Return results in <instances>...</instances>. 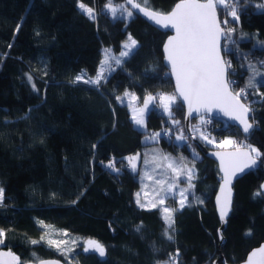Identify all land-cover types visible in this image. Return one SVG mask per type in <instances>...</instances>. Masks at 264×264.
I'll use <instances>...</instances> for the list:
<instances>
[{"label": "trees", "instance_id": "trees-1", "mask_svg": "<svg viewBox=\"0 0 264 264\" xmlns=\"http://www.w3.org/2000/svg\"><path fill=\"white\" fill-rule=\"evenodd\" d=\"M112 1L125 4V0ZM177 1L149 0L148 6L167 12ZM78 2L0 0L3 246L23 262L58 258L69 264L71 257L73 264H160L177 249L179 264H212L220 256L223 261L218 264L241 262L264 241V194L254 195L264 183V168L235 182L233 205L223 230L225 242L220 244L213 205L218 187L216 163L199 150L200 156L194 159L187 143L196 146L190 139L178 146L160 136L162 146L195 160L193 193L203 200L201 208L189 206L174 213L175 239L167 240L161 212L136 205L139 181L126 158L141 149L144 138L154 132L176 128L184 133V108L173 106L171 118L153 109L146 117V134L134 127L127 105L115 96L126 90L140 98L147 93L173 94L162 53L168 33L138 15L129 21L111 17L105 10L108 0H82L95 9L96 19L92 20L78 8ZM261 2L264 0H240V20L232 23L235 32L231 37L236 43H230L229 57L241 88L250 75L244 66H260L264 61V9L254 7ZM217 10L221 14L219 7ZM129 34L138 46L123 64H113L114 71L106 73L107 83L97 89L72 82L81 71L95 77L104 50L111 49L117 56ZM29 74L39 92L32 90ZM247 91L254 108V129L247 136L236 129L221 133L246 138L264 153V98L253 89ZM259 92L264 93V85ZM171 119L179 120L180 125H173ZM113 158L119 173L107 167ZM39 221L55 232L44 229ZM137 226H141L139 232ZM61 232L72 241H99L106 248V259L100 262L94 255H84L82 243L73 246L72 256L44 242L30 243Z\"/></svg>", "mask_w": 264, "mask_h": 264}, {"label": "snow or ice", "instance_id": "snow-or-ice-1", "mask_svg": "<svg viewBox=\"0 0 264 264\" xmlns=\"http://www.w3.org/2000/svg\"><path fill=\"white\" fill-rule=\"evenodd\" d=\"M240 0H179L175 4L174 8L168 12L163 13L155 11L148 6L149 0H142V3H137L136 0H126L125 4L113 5L111 0L105 5V9L113 18L117 15L123 17L127 16L131 18L134 14L133 10H136L153 22L155 25L164 29H174L175 35L169 36L167 43L164 45V50L167 54L166 59L170 64L171 73L175 76L176 92L174 94H159V96H153L152 94L146 95L143 100L142 107H135L132 105V101L139 99L135 94L124 92L123 96L117 95L115 99L120 103H124V98H129L128 106L132 109L133 122L141 127L146 128V114L153 109L159 108L167 114L169 118L172 117L173 106L187 105L188 115L191 116L194 112L199 114V120L201 125H207L211 123L210 119H207L208 115L215 109H219L223 114L230 118L231 121L236 122L237 126L241 128L242 132L249 134L253 129V124L249 122L248 116L254 110L249 104L242 102V97L247 98L248 89H253L256 94L261 98H264V93L259 92V87L264 85V72H261L257 67L251 63L244 66L250 71L245 87L240 88L239 91L233 92L231 85L234 81L228 79L229 70L232 68L231 61H226L221 54V38H227L230 43L235 44L232 40L231 34L235 32L232 27H222L221 24L227 26L229 20L226 18L221 21L218 18V7L221 8L226 17H231L233 22H239L240 11L237 5ZM78 8L87 15L90 19H96L95 9L87 6L80 0L78 2ZM258 9H264V4L254 5ZM131 9V10H130ZM245 14H247L245 12ZM19 31V26L17 27ZM245 39V36L241 35V40ZM138 42L132 38L131 34L128 35V40L123 44V49L118 56L114 55L111 49L104 50L103 60L100 62V67L95 77H88L86 71H81L73 83L83 82L84 84L91 85L97 89L100 88L102 83H107L108 75L114 71L113 64L120 66L124 63L125 57L129 56L132 51L137 48ZM11 47V45H9ZM227 48V44L224 45ZM231 51V49H229ZM246 58V57H245ZM260 67L264 68V61L260 62ZM234 71V70H233ZM46 74V73H45ZM87 77V78H86ZM260 78L258 81L257 78ZM28 81L31 83L33 91L39 92L36 84L33 82L32 76H27ZM180 104H177V101ZM150 105L152 106L150 108ZM173 125H180L179 120L171 119ZM199 131L197 126H193V135ZM164 135H170L169 130L165 129ZM162 135L161 132H154L151 136L146 137L147 140H156ZM199 137L208 145H215L218 148H233L234 151H217L213 153L219 158L220 168L223 172V185L221 186V192L228 189L229 195L226 196L223 202L220 204V219L223 223H226V217L231 208V189L229 185L232 179L237 174H243L247 170L251 173L255 169L264 168V153L259 148L251 144H244L232 139L226 138L219 143L214 138L209 139V136L205 135L203 131H199ZM176 141L187 142L188 137L183 134V129L179 130V133L175 136ZM137 156H129L126 159L129 165L134 170L136 168L135 161ZM194 159L198 158L197 154L193 150ZM163 160L168 161L167 168L176 173L178 177L181 174L187 176L189 181L188 188L179 189V207L170 208L163 207V219L166 222V229L164 236L169 241H174L175 231V219L174 213L182 210L186 206L187 195L190 194V189L194 188L191 180L195 174V165L193 162L192 167H188L186 164L176 165L174 158L170 156H163ZM183 160V158H181ZM159 167V165H157ZM107 167L114 172L119 173L120 169L115 167V158L109 161ZM158 184L163 185L164 181H157ZM175 183H168L166 187H161L157 195H161V198L148 204L141 203L139 197L140 193H137L136 203L140 208L151 207L157 208L158 205H164L165 199L168 196L174 195ZM264 194V184L260 186L254 195L261 196ZM4 189L0 187V206L4 203ZM219 201V197L217 198ZM203 203L202 200L198 201ZM191 206V205H188ZM44 229H48L51 232H55L51 225L44 224L43 221L38 222ZM137 232L141 230V226H137ZM171 230V232L169 231ZM61 235L66 233L61 232ZM219 234V233H218ZM219 238L223 240L222 234H219ZM5 230L0 229V245L4 244ZM44 242L49 247H54L57 250L63 251L65 254L71 251L69 248H62V245H66L65 240H55L52 238H46L41 236L40 240H31L30 243L38 244ZM83 251H93L98 253L99 256L104 257L106 255L105 246L97 240L88 239L86 241V247ZM7 257L3 260V264H27V262L20 261L12 252H0V258ZM179 249L176 250L174 255L169 256V260L165 264H179ZM38 264H59L58 261H46L39 260ZM247 264H264V246L254 250L248 257Z\"/></svg>", "mask_w": 264, "mask_h": 264}, {"label": "rangeland", "instance_id": "rangeland-1", "mask_svg": "<svg viewBox=\"0 0 264 264\" xmlns=\"http://www.w3.org/2000/svg\"><path fill=\"white\" fill-rule=\"evenodd\" d=\"M111 2H112L113 5H122V4H124V3L114 2L112 0H111ZM140 3H142V0H140ZM261 4H262V2H261ZM87 6H89V5H87ZM89 7H91V6H89ZM261 10H263V9H261ZM109 15H110V13H109ZM133 16H134V14H133ZM116 18L124 19L125 21H129L131 19V18L127 17V16L121 17V16H119V14L117 15ZM122 50H124L123 49V45H122ZM253 65H255V64H253ZM255 66L257 67V69L259 71L264 72V68H261L260 66H257V65H255ZM248 78L249 77H247V81H248ZM257 80L259 81L260 78L258 77ZM123 94H121L120 96H123ZM148 94L149 93L145 94L142 98H140L137 95H135L139 99H137L135 101H132L131 102L132 105L137 107V108L142 107L143 106V100L146 97V95H148ZM161 94H172V93L163 92ZM128 103H129V98L125 97L123 104L127 105L129 113H130V118L132 120V109H131V107L128 106ZM151 107L152 106L150 105V108ZM147 114H146V117H147ZM250 116H251V120L253 121V116L252 115H250ZM132 122H133V120H132ZM133 125L138 130H140L142 132H146V134L148 133V128L147 127L146 128H141V127L137 126L134 122H133ZM175 130L177 131L176 128H175ZM188 136L192 137L193 136L192 132ZM212 138H214L215 141L217 143H219L220 141H222V140H224L226 138L234 139V136L227 134L222 139L218 140L213 135H210L209 139H212ZM159 140H160L159 138H157L156 140H147V139L144 138V141H143L144 146L141 149L137 150L135 153L130 154L129 156H137V154H139L137 160L135 161L136 168L134 170L131 168L132 172L136 176V179L139 181V188L134 193V195H135L134 196V201H136V199H137L136 194L140 193L139 199H140L141 203L148 204L149 201L156 202V201H158L161 198V195H163V193H161L160 195H157V193L160 191L161 187H166L168 183H173V182L175 183L176 187L174 189V195L173 196H168L165 199L164 205H162V206L158 205L157 208H151L150 206L149 207H145V208H140L139 205H137V203H136V205L140 209H143V210H155V209H157V210H159L161 212V214L163 216V207H170V208H178L179 207V203H178L179 200H180L179 189L188 188V184H189V181H188L186 175L181 174V175H179L177 177L176 173L172 172L171 169L167 168L168 161L163 160V156L167 155V156H170V157L174 158L176 165L186 164L188 167H192L193 162L195 160L192 159L191 157H189L190 155L188 156V154H186V153H181V151H177V152H179V154H178V153H175L172 150H170L168 147L162 146ZM176 142H177L178 146H182L183 143H184L182 141H176ZM201 142L205 146H208V147H212V148H216V149H227V148H218L215 145H208L207 142L203 141L202 139H201ZM187 146H188V150L191 152L192 155H193V150H194V152L197 154V156H200V153H198V149L197 148L195 149L191 143H187ZM229 148H231V147H229ZM181 158H183V160H181ZM157 165H159V167ZM195 179H196V168H195L194 177L191 180V183L193 185H194ZM158 180L159 181H164L165 183L163 185L158 184L157 183ZM193 192H194V189H190V194L191 193L192 194H191V196H190V194L187 195V202H186V206L184 208L189 207L188 205H191V206H193L195 208H201L203 206V203H199L198 202L199 200H202V199L198 195L194 194ZM169 231L171 232V230H169ZM174 233H175V231H174ZM50 238L55 239V240H65V241H67V244L66 245H62L61 247L62 248L66 247V248L71 249V251L67 253L68 256H70V255L72 256V254H74V252H73V246L74 245L79 246L82 243L83 247H81V249L86 247V242L72 241L66 235H61V234L60 235H51ZM2 246L3 245H0V247H2ZM57 251H59L61 253L63 252V251H60V250H57ZM37 259H35V261H37ZM67 260H68L69 264H73V261H72L71 257H70V259H67ZM165 262H162L160 264H165Z\"/></svg>", "mask_w": 264, "mask_h": 264}, {"label": "water", "instance_id": "water-1", "mask_svg": "<svg viewBox=\"0 0 264 264\" xmlns=\"http://www.w3.org/2000/svg\"><path fill=\"white\" fill-rule=\"evenodd\" d=\"M125 2H126V0H125ZM136 2H137V1H136ZM178 2H179V1H177L175 4H177ZM137 3H138V2H137ZM175 4L172 6V8H171L169 11H167V12H163V13H168V12H170V11L174 8ZM151 9H152V8H151ZM130 10H131V9H130ZM133 11H134V14H135V15H138V16H140L141 18H143V19H144L146 22H148L151 26L155 27L156 29H158V30H160V31H162V32H167V33H168V35H167V37H166V39L164 40V43H163V45H162L163 64H164L165 68L167 69V71H168L169 74H170V78H171V81H172V84H173V87H174V93H175V92H176V87H175V76L171 73L170 64H169V62H168L167 59H166L167 54H166V52H165V50H164V45L167 43V41H168V37H169V36H173V35H175V31H174V29H170V28H169V29H164V28H162V27H159V26L155 25L153 22H151L150 20H148V19L143 15V13H140V12H138V11H136V10H133ZM217 12H218V10H217ZM218 18H219V14H218ZM219 19H220V18H219ZM223 40H224V37L221 38V42H220L221 45H222V41H223ZM221 54H222V56H223L222 51H221ZM223 58H224V57H223ZM178 101H179V98H178ZM179 102H180V101H179ZM242 102H243V101H242ZM183 108H184V130H185V132H186L188 135H190V134H191V122H192L193 119L199 117V114L194 112L191 116H189V115H188V111H187V105H186V104H183ZM209 115L214 116V117H216V118H218V119H222V120L227 121L231 126L236 127V128L241 132L242 135H244V136L249 135V134H245V133H243L242 130H241V128L237 126V123L231 121L230 118L227 117V116H225V115L223 114V112L220 111L219 109H215V110H213V112H211ZM250 115H251V113L249 114L248 119H249V122L252 123L251 120H250ZM252 124H253V123H252ZM253 129H254V126H253ZM253 129H252V130H253ZM252 130H250V132H251ZM190 140H191V142H192L193 144H195V146H196V148L199 150V152H201L204 156L208 157L209 159L213 160V161L216 163V165H217V169H218V187H217L216 192H215V194H214L213 205H214L215 212H216V215H217V218H218V221H219V228H218V230H217L218 240H219L220 244H223V243L225 242V239H224V236H223V230H224V228L226 227L227 222H226V223H223V222L221 221V219H220V214H219V210H220V204L223 202L224 198H225L226 196L229 195V193H228V189H227V188H225V191H224V192H221V186H222L223 183H224V182H223V179H222V177H223V172H222V170H221V168H220V161H219V158L216 157L215 155H213V153H215V152H217V151H220V152H224V151H234V149H233V148H227V149H216V148L208 147V146H205L204 144H202V142H200L197 138H195V137H193V136L190 137ZM255 170H256V169H255ZM255 170H253V171H255ZM247 173H248V171L246 170L245 173H243V174H237V176H236L235 178L232 179V182H231V184L229 185V187H230V189H231V192H230L231 208H230V211H229V213H228V216L226 217V220H228V218H229V216H230L231 209H232V205H233V198H234V188H233V187H234V184H235V182H236L239 178H241L242 176H244V175L247 174ZM263 184H264V183H263ZM218 197L220 198L219 201H218V199H217ZM218 233H219V234H222V236H223V240H221V239L219 238V234H218ZM262 246H264V241H262L258 246L252 248V249L247 253L245 259H243L241 262L236 263V264H247V260H248L249 255H250L254 250H256V249H258V248H260V247H262ZM0 252H5V253H7V252H12V253H14L17 257L20 258V256H19L16 252H14L11 248H6V247L2 246V247H0ZM175 253H176V252H175ZM179 256H180V252H179ZM178 258H179V257H178ZM4 259H7V257L0 258V264H3V260H4ZM39 260L58 261L59 264H67V263L63 262L61 259H58V258H45V259H39ZM39 260H37V261L28 260V261H25V262H27V264H38V261H39ZM20 261H22L21 258H20ZM219 261H223V257H222V256H220L219 259H215V260L213 261L212 264H218ZM223 264H229V263L223 262Z\"/></svg>", "mask_w": 264, "mask_h": 264}, {"label": "built area", "instance_id": "built-area-1", "mask_svg": "<svg viewBox=\"0 0 264 264\" xmlns=\"http://www.w3.org/2000/svg\"><path fill=\"white\" fill-rule=\"evenodd\" d=\"M228 19L229 23L227 26L223 25V23L221 24L222 27H232L233 28V20L231 17H226L223 10L221 9V15H220V20L223 21L224 19ZM227 44V48L224 47V45ZM230 42L227 40V38H224L223 42H222V52L224 55V59L226 61H230V57H229V46ZM232 65V64H231ZM234 70V71H233ZM235 73V68L232 66V68L229 70L228 73V79L231 81H234L235 83L231 85L232 91L236 92L239 91V89L241 87H239L238 82H237V78L233 75ZM167 74H164V76H166ZM153 96H159V94L161 93H151ZM244 103L249 104L250 107L254 110L251 102L252 100H249V97L247 96V98H241ZM157 109V113L158 114H165L162 110H160L159 108ZM251 115L253 116V112L251 113ZM207 119L211 120V123L207 124V125H201L200 124V120L199 117L195 120L194 125L193 126H197L199 128V131H203L205 133V135L210 136L213 135L216 139L220 140L223 138L221 131L223 130H227V131H232L235 130L234 127L230 126V124L228 122H226L225 120H221L218 118H215L214 116L208 115V117H206ZM253 122V121H252ZM254 124V122H253ZM255 125V124H254ZM193 126L191 127V132L193 135ZM169 130L170 135H164L163 132L164 130L161 131L162 135V139H164L165 141L169 142L170 144H173L175 142V136L179 133V131L175 130V129H167ZM199 131L195 132V134L193 135V137L200 139L199 137ZM185 136L189 137L186 133H183ZM234 140L238 141L241 143V146H243L244 144H251L250 141L246 138H240V137H234Z\"/></svg>", "mask_w": 264, "mask_h": 264}, {"label": "flooded vegetation", "instance_id": "flooded-vegetation-1", "mask_svg": "<svg viewBox=\"0 0 264 264\" xmlns=\"http://www.w3.org/2000/svg\"><path fill=\"white\" fill-rule=\"evenodd\" d=\"M84 249V248H83ZM83 249H82V253L84 254V255H86V256H89V255H94L95 257H96V259H98L100 262H103L105 259H106V255L104 256V257H101V256H99V254L98 253H95V252H93V251H89V252H85V251H83ZM169 260V259H168ZM167 260V261H168Z\"/></svg>", "mask_w": 264, "mask_h": 264}]
</instances>
